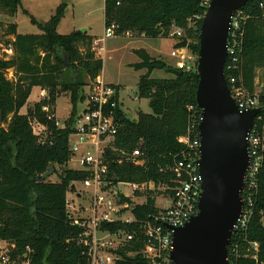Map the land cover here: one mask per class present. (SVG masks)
Returning a JSON list of instances; mask_svg holds the SVG:
<instances>
[{
	"label": "trees",
	"instance_id": "16d2710c",
	"mask_svg": "<svg viewBox=\"0 0 264 264\" xmlns=\"http://www.w3.org/2000/svg\"><path fill=\"white\" fill-rule=\"evenodd\" d=\"M20 7L21 0H0V14L9 18L15 17ZM65 10L66 6L60 5L45 23L32 19L40 31L38 35H19L16 25L9 23L10 39L4 47L12 55L8 59L0 57V109L5 125L0 129V242L9 244L15 264H86L85 250L78 245L82 231L72 225L66 210L70 184L85 179L84 173L66 168L70 157L68 141L77 116L75 107L78 102L84 103L85 88L99 77L103 64L96 57L93 38L87 32L66 36L57 33ZM103 10L104 27L116 25V36L131 32L151 39L169 38L172 27L186 30L190 22L192 28L186 30V37L172 39V48L185 46L188 38L192 41L191 51L198 56L199 29L206 12L202 0H104ZM240 11L246 22L236 75L242 88L252 95L257 72L262 71L259 105L263 111L259 117L264 125V0H252ZM197 16L201 19L197 20ZM140 56L141 63L132 68L146 73L139 77L137 94L139 99L149 101L151 113H138L135 120H130L117 110L119 129L106 158L110 175L119 182L154 185V191L145 195V204L132 211L137 221L144 222L156 211L154 197L172 196L176 188L172 169L185 151L180 139L187 134V107H197L198 75L197 70L177 71L145 54ZM162 69L171 77L150 78L152 72ZM8 71H12L11 80L6 77ZM35 87L43 92L42 99L20 114ZM62 95L70 98L74 108L57 127L56 119L47 117L55 115L54 104ZM43 107L49 108L48 114L42 112ZM31 120L46 128L48 136L43 144L33 134ZM134 150L141 152L142 166L124 161L117 164ZM50 166L54 172L56 167L62 169L58 182L52 183L48 178L37 182L36 178ZM256 183L255 208L247 232L234 240L257 242L258 262L240 259L239 264H264V159ZM122 202L131 203L124 198ZM103 228L134 230L131 226L109 224Z\"/></svg>",
	"mask_w": 264,
	"mask_h": 264
},
{
	"label": "built area",
	"instance_id": "2783aa9c",
	"mask_svg": "<svg viewBox=\"0 0 264 264\" xmlns=\"http://www.w3.org/2000/svg\"><path fill=\"white\" fill-rule=\"evenodd\" d=\"M209 2L210 0H202V6L207 8ZM196 19L201 18L197 16ZM245 22L246 16L240 10L230 19L226 45L227 58L224 65L225 81L239 112L260 107L259 95H249L240 85L236 75L242 52ZM191 28L192 25L189 22L186 30ZM117 29L118 27L114 24L105 29L103 40L115 38ZM186 30L172 27L168 37L185 38ZM123 35L131 38L135 34L125 32ZM138 36L145 37L144 34ZM190 41L187 38L185 46L172 48L169 53L177 71L190 73L197 70L198 56L191 51ZM100 42H102L101 39H96L93 45L102 52V48L98 47ZM86 89L88 92L85 94L83 113L74 119L73 132L70 135L74 136L76 141L74 143L68 141L69 161L76 164L75 171L85 175L84 180L70 184L68 193L73 197L72 200L87 203V207L81 204L75 208L72 206L74 212L82 213V217L76 219L70 217L72 225L82 231L78 245L85 250L86 264H140V262L142 264H173L170 254L173 251L174 229L182 227L196 215L201 195L202 179L195 165L200 159L198 125L201 112L193 105L187 107V134L180 139L185 146V151L182 153L181 160L172 169L176 175V188L172 190L173 195H160L164 202L162 207H157L156 199L160 196L156 195L154 197L155 213L148 216L144 222H139L132 215L135 207L132 198L125 195L120 187L130 188L133 197L143 198L145 204V195L154 191V185L119 182L115 176L110 175L109 161L106 158L107 151L112 148L119 129L116 117V111L120 109L118 91L99 77ZM42 112L48 114L49 108L43 107ZM47 118L48 120L56 119L55 115ZM261 122L260 117L257 116L247 135L249 165L243 181L242 212L236 221L228 246V264H239L240 259L258 262L259 244L247 240L238 243L234 238L241 239L240 237L245 236L255 208L256 177L264 159V125ZM30 125L39 143L43 144L48 136L46 128L36 120H31ZM55 125L62 126L57 119ZM141 156L139 150H134L125 157V160H118L117 164L122 165L124 161L134 166H142L144 161ZM72 187H74L73 190H71ZM122 198L130 200L131 203L122 202ZM66 207H70V203L66 202ZM124 212L129 213L128 218H123ZM108 224L131 226L134 230L110 231L103 228ZM10 251L11 247L5 251L0 247V264H15L10 257ZM137 258L138 261H136Z\"/></svg>",
	"mask_w": 264,
	"mask_h": 264
},
{
	"label": "water",
	"instance_id": "95a60500",
	"mask_svg": "<svg viewBox=\"0 0 264 264\" xmlns=\"http://www.w3.org/2000/svg\"><path fill=\"white\" fill-rule=\"evenodd\" d=\"M251 1L210 0L201 21L195 95L201 112L200 159L195 163L202 179L201 195L196 215L174 229L173 264H228V246L242 212L249 165L247 135L263 111L259 107L239 112L224 77L230 19ZM2 125L0 109V129ZM52 173L50 166L36 181L44 182Z\"/></svg>",
	"mask_w": 264,
	"mask_h": 264
},
{
	"label": "rangeland",
	"instance_id": "374dc122",
	"mask_svg": "<svg viewBox=\"0 0 264 264\" xmlns=\"http://www.w3.org/2000/svg\"><path fill=\"white\" fill-rule=\"evenodd\" d=\"M60 5H65L66 10L63 18L57 26V33L62 36L71 34L72 32L85 31L95 39H101L102 42L98 44L102 48V52L98 50L92 43L93 50L96 57L102 61L101 76L105 83L114 84L118 91V103L121 111L130 120H135L138 113L150 114L149 101L138 98V82L139 77L146 73L145 70L136 71L132 66L141 63V54H145L153 60L161 61L165 66L173 68L174 60L170 58L169 53L175 41L171 38L151 39L148 37L141 38L134 35L131 38H126L123 34L111 39H104V10L103 0H21V7L13 18H9L0 14V57L8 59L12 53L4 47V44L9 42L7 36V28L9 23L16 25L17 33L19 35H38L40 31L37 26L31 23L32 19L38 23H45L49 21L50 17L54 15L56 9ZM192 42V41H190ZM115 51L109 52L111 50ZM65 62V61H64ZM100 76V75H99ZM7 79H12V71H8ZM171 75L165 69L155 70L152 72L151 79H168ZM263 90V73L257 72L255 80V93L261 95ZM88 89L85 88V94ZM40 88H33L26 106L21 109L20 114H25L26 111L32 108L36 103L42 99ZM73 104L68 96H60L54 104L55 117L59 125H62L70 116L73 110ZM84 110V103L78 102L75 107L77 116L81 115ZM5 127V125H2ZM75 137H69V143H74ZM81 149H83L81 147ZM68 170H76V164L69 161L66 165ZM62 172L61 168L56 167V172L53 171L48 180L52 183L58 182L59 174ZM120 190L132 198L135 206L143 205V198H134L130 188L120 187ZM69 192V191H68ZM145 194V193H144ZM73 197L69 193L66 195V202L70 203V207H66L71 219L82 217V213L74 212L72 206L77 205L87 207V203H78L72 200ZM164 204L161 196L156 199L157 207H162ZM129 213L124 212L123 218H128ZM70 219V221H71ZM264 222V220H262ZM2 250H8L9 244L0 242Z\"/></svg>",
	"mask_w": 264,
	"mask_h": 264
},
{
	"label": "crops",
	"instance_id": "0c3cea01",
	"mask_svg": "<svg viewBox=\"0 0 264 264\" xmlns=\"http://www.w3.org/2000/svg\"><path fill=\"white\" fill-rule=\"evenodd\" d=\"M103 6H104V0H103ZM16 33H17V28H16ZM17 34H18V33H17ZM92 38L95 39L94 37H92ZM156 40H157V39H156ZM115 50H117V49L111 50V51H109V52H112V51H115ZM99 78L103 80L101 74H100ZM103 81H104V80H103ZM107 84L113 85L115 88H117L114 84H111V83H107ZM119 108H120V107H119ZM120 110H121V109H120Z\"/></svg>",
	"mask_w": 264,
	"mask_h": 264
}]
</instances>
